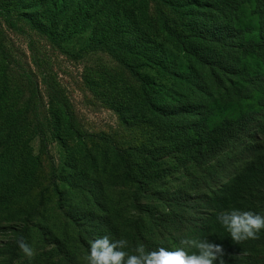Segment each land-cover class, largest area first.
I'll return each mask as SVG.
<instances>
[{"label":"rangeland","instance_id":"rangeland-1","mask_svg":"<svg viewBox=\"0 0 264 264\" xmlns=\"http://www.w3.org/2000/svg\"><path fill=\"white\" fill-rule=\"evenodd\" d=\"M151 1L138 0L142 6ZM236 3L237 26L251 25L254 32L247 37L257 41L256 1ZM47 9L37 0H0V264H88L96 235L88 231L82 241L65 216L95 207L102 186L104 214L98 216L117 213L113 229L100 221L109 239L116 230L117 239L130 232L139 187L144 210L166 219L160 237L166 242L179 246L184 238H206L223 246L225 264H264V229L256 239L236 244L216 221L218 213L232 209L264 215V113L241 145L213 162L198 158L194 148L225 121L264 112V88L241 102L195 100L194 113L183 118L154 117L149 101L158 89L149 83L189 87L186 62L162 71L139 55L124 27L99 20L79 33V23L67 25L68 9L51 26L47 18L60 7ZM153 10L151 5L148 18L139 16L132 24L141 51L161 41ZM167 19L172 30L180 28L177 14L169 12ZM117 36L131 44L114 42ZM158 53L167 60L176 54L163 42ZM235 57L242 71L264 62L262 55L241 49ZM246 147L251 151L244 154ZM55 188L65 193L63 211ZM202 194L215 197L214 210L203 209ZM203 223L208 228L201 233ZM179 227L182 232H174ZM21 238L31 256L19 249ZM124 250L130 253L128 243Z\"/></svg>","mask_w":264,"mask_h":264},{"label":"trees","instance_id":"trees-1","mask_svg":"<svg viewBox=\"0 0 264 264\" xmlns=\"http://www.w3.org/2000/svg\"><path fill=\"white\" fill-rule=\"evenodd\" d=\"M255 1L260 21L259 29L256 32L257 41L248 38L254 32L251 25L245 28L237 26L238 21L234 13L239 4L236 3V0H204V2L203 0H185L184 2L154 0L144 6L139 5L138 0H37V2L49 6L47 11L60 7L58 13L52 12L54 15L47 18L50 26L56 23V16L61 11L68 9L70 16L67 25L70 24V27L74 28L79 23L81 25L79 33L85 32L90 23L97 24L99 20L104 25L113 24L119 28L124 27L125 32L135 38L134 42L140 51L139 55H142L149 63L157 65L162 71L170 67L177 69V63L185 61L188 74L192 78L189 87L180 85L178 81H172L170 84L165 81L167 83L163 86H159L154 80L149 83V86L154 85V88L158 89L152 94L149 101L151 115L154 117L168 116L167 120L192 115L195 100L206 99L212 102L218 99L227 102H241L247 99L251 93H259V90L264 88V62L261 65L256 64L254 69L242 71L236 63L238 58L235 57L237 49H241L252 52L257 57L262 55L264 59V0ZM151 5H154L155 23L160 25L157 30H159L158 38L161 41L150 42V46L153 45L154 48L149 47L147 50L141 51L139 46L141 39L132 26L135 21L139 20V16L145 18L144 20L148 18ZM176 6L181 9L173 10V8H177ZM169 12L177 14L181 19L182 23L179 29L172 30L169 27L167 19ZM116 39L114 42H119L120 45L131 44L120 36H117ZM162 42L169 45L176 53L169 60L164 54L158 53ZM100 46L105 48L107 45L100 44ZM114 56L117 58L116 54ZM140 80L145 86V79L140 78ZM232 95H238V97L234 98ZM261 112L264 113L260 110L252 111L243 114L235 121H225L219 129L210 133L205 145L194 144L198 158L209 163L218 159L228 150L236 149L250 132L251 126L256 123V118ZM250 151L246 147L244 154ZM230 160L232 157L228 156L225 161L230 162ZM218 166L221 169L224 168L222 162ZM55 191L58 195V209L63 211L65 193L59 192L57 188ZM105 192L106 189L102 186L99 196L101 199L95 207L79 211L70 217L65 216L71 227L75 228L76 236L82 241L88 231L90 237L96 235L95 237L98 238L105 234L104 228L100 224L101 218L109 221L110 229L115 227L116 211L106 213L104 217L98 216L104 214L99 206L106 197ZM142 193L143 191L139 187L134 190L133 222L130 232L123 238L131 248L130 253L137 245H142L146 252L158 247L174 249L177 246L160 238L164 226L167 225L165 217L154 216L151 211L144 210ZM180 195L184 197L185 194L181 193ZM213 198L215 197L209 194H202L199 197L203 209L214 210ZM178 209L183 210L180 207ZM184 214L182 211V215ZM172 217L177 219L175 214H172ZM115 225L117 226V224ZM200 226L198 230L201 233L202 229L208 228L206 223ZM174 232H182L181 227L175 229ZM110 237L117 239L119 232L117 230L112 232Z\"/></svg>","mask_w":264,"mask_h":264},{"label":"clouds","instance_id":"clouds-1","mask_svg":"<svg viewBox=\"0 0 264 264\" xmlns=\"http://www.w3.org/2000/svg\"><path fill=\"white\" fill-rule=\"evenodd\" d=\"M216 221L236 244L256 239L260 230L264 229V215L251 211H223L216 215ZM16 243L23 253L32 255V249L22 238ZM126 248L125 239L100 236L89 245L88 264H225L223 246L206 238L181 239L179 246L174 249L158 247L146 252L142 245H137L132 253H128L124 250Z\"/></svg>","mask_w":264,"mask_h":264}]
</instances>
